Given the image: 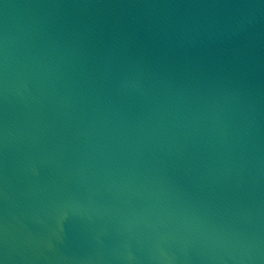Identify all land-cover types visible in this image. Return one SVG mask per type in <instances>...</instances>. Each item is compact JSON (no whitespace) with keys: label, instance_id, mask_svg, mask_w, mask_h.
Segmentation results:
<instances>
[{"label":"water","instance_id":"1","mask_svg":"<svg viewBox=\"0 0 264 264\" xmlns=\"http://www.w3.org/2000/svg\"><path fill=\"white\" fill-rule=\"evenodd\" d=\"M0 264H264V0H0Z\"/></svg>","mask_w":264,"mask_h":264}]
</instances>
